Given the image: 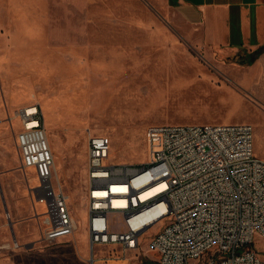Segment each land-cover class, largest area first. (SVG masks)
<instances>
[{"label":"rangeland","instance_id":"rangeland-1","mask_svg":"<svg viewBox=\"0 0 264 264\" xmlns=\"http://www.w3.org/2000/svg\"><path fill=\"white\" fill-rule=\"evenodd\" d=\"M251 55L202 43L172 0H0V264H91V137L110 138L108 164L138 166L148 159L150 126L247 123L264 159V68ZM32 103L54 154L52 185L77 223L53 242L43 239L45 204L35 203L39 181L22 167L12 119ZM154 232L135 252L99 246L93 256L154 261ZM256 247L264 252V241Z\"/></svg>","mask_w":264,"mask_h":264},{"label":"built area","instance_id":"built-area-1","mask_svg":"<svg viewBox=\"0 0 264 264\" xmlns=\"http://www.w3.org/2000/svg\"><path fill=\"white\" fill-rule=\"evenodd\" d=\"M12 119L19 125L22 167L35 173L36 200L45 204L43 239L70 236L77 223L67 196L52 185L54 154L42 110L32 103L17 108ZM146 145L144 165H110V138L89 139L91 264L122 261L97 259L94 250L119 246L135 252L153 228L148 247L158 264H264L256 247L257 239L264 241V159L254 153L252 125L150 126Z\"/></svg>","mask_w":264,"mask_h":264},{"label":"crops","instance_id":"crops-1","mask_svg":"<svg viewBox=\"0 0 264 264\" xmlns=\"http://www.w3.org/2000/svg\"><path fill=\"white\" fill-rule=\"evenodd\" d=\"M172 1L183 20L198 32L200 41L205 45L249 53L264 48V0ZM256 61L264 68V52L258 55ZM261 78L264 80V69ZM0 199L6 211L7 204L2 193ZM34 199L39 204L36 194Z\"/></svg>","mask_w":264,"mask_h":264},{"label":"trees","instance_id":"trees-1","mask_svg":"<svg viewBox=\"0 0 264 264\" xmlns=\"http://www.w3.org/2000/svg\"><path fill=\"white\" fill-rule=\"evenodd\" d=\"M261 52H264V48H260V49L256 50L255 52L251 53L252 55H251L250 63H251V61H253L255 58H257L258 55H259ZM144 264H158V263L156 262V260H154V261H147V262H145Z\"/></svg>","mask_w":264,"mask_h":264},{"label":"bare ground","instance_id":"bare-ground-1","mask_svg":"<svg viewBox=\"0 0 264 264\" xmlns=\"http://www.w3.org/2000/svg\"><path fill=\"white\" fill-rule=\"evenodd\" d=\"M109 154H110V152H109ZM54 167H55V164H54ZM153 191H154V190L149 191L148 193H146V195L151 194Z\"/></svg>","mask_w":264,"mask_h":264}]
</instances>
